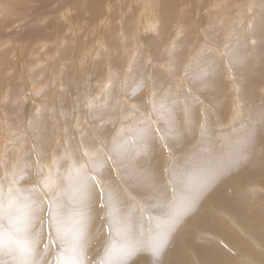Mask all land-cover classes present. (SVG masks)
Returning a JSON list of instances; mask_svg holds the SVG:
<instances>
[{
  "label": "rangeland",
  "instance_id": "obj_1",
  "mask_svg": "<svg viewBox=\"0 0 264 264\" xmlns=\"http://www.w3.org/2000/svg\"><path fill=\"white\" fill-rule=\"evenodd\" d=\"M16 1H19V0H16ZM71 1L72 0H70V2ZM122 1L125 4H122ZM133 1L134 0H129V1L119 0L118 5L121 8L124 5H128V3L132 4ZM208 1H214V0H208ZM235 1H233V4L235 3L234 6L238 5L239 2H241V4H242V5L239 4V6H236V9H235V14L238 13L239 15L238 14L235 15L234 12L231 10L229 12V14H228V12H226V14H221L224 16H221V18L218 19V18H215V16L217 17L216 14H218V12L224 7L223 5H222V7L220 6V8L217 9L216 7H214L215 2L209 3V4L208 3L206 4V2H205L204 5L205 6L207 5L206 6L207 8L205 7V10L207 11V13H203L204 1L195 0L193 3L195 5V7H197V8L195 11L190 13L189 18L191 20H193L194 22H197L198 24L197 23L191 24L190 22H188V20L185 19L186 14H187L185 11H183V13L180 12L179 15H177L178 13L174 14L173 16H175V19H177L176 17H179L186 22L187 25H186L185 34L183 33L184 35L182 34L181 35L182 37L180 36L179 39H177L175 41L176 43L174 42L175 44L170 43L169 34H168V36L162 35V33H164V29L161 30V33H157V34L152 35V36H155V39L157 38L160 40V43L158 41H156L157 42L156 46L159 45L158 48L156 47V50L158 51L157 53H159L161 51L160 49H162V51L160 53L162 54L164 52V54L166 55L164 58L160 59L161 61H159V64H161V65L156 66L155 70L152 67L153 65L156 64V62H154L155 60L153 58H151L149 60L150 63H152V64L151 65L149 64L148 67L140 64L143 62L149 63V62H147L148 61L147 59L149 57L146 59H143L141 62H138V60L136 58V60L133 63V69L129 72H128V70L126 71L124 68L125 62L129 56V54H131V52L133 51L132 45L134 43V40L136 39V37H138V32H134L135 28H137L135 26V24H136V18L135 17L138 18V16H139L137 10L134 11L133 21H131V23H130L131 26H129L127 30L124 29V27L121 28L119 25H118L119 28L117 27V33L119 34L120 31H122V33L124 32V35H121L119 37V39H116V41L118 40L119 46L118 47L116 46L117 49L114 51L115 55L113 56V58L115 60L113 59L114 61L112 60V62H111V58L108 56V54H107V57L109 59L105 58V57H104V59L102 58L103 57L102 55L104 52H103V50H101V48L103 47V45L106 46V43L104 41H105L107 36H109V37L111 36L110 37L111 42L113 41V39H114V36L112 35L113 33L108 34L106 31V32H104L105 35H103V30L106 29V27L102 26V29H103L102 30L101 27L98 26L99 25L98 19H97V21L96 20L90 21L88 15H87L88 18L84 17V18H82L83 20H79L80 19L79 18L78 21H79L80 25L83 27L82 29L85 30V33H86L85 37L87 38L86 39L87 43H85L86 41H84V43H83V45L85 47L82 48L83 52L81 51V53L83 55L80 53L79 61L77 60L78 59V57H77L78 52L77 51L80 48H77L76 53L74 54L76 56H74L73 57L74 59L71 61L72 65L70 66L69 64H67L68 66H70V67H67V70L59 69L60 66H57L56 63H54V65L52 64L51 68L53 67L55 69V67H57V76L56 77H52V78L49 76L40 77V76H42V73H40V72L39 73H36V72L33 73V76L30 73L28 75H26V78L28 80L27 82L30 83V88H31V91L33 92L32 93L33 99L36 102H42V103H45L44 105H46V108L42 110L43 113H41L39 117H37L35 115H32V117H31V114H33L32 109H35V106L33 107V105H35V104H33V102L27 103L25 101V98L23 99L21 97L23 94L22 92L27 87H26V80L20 79V78H22V75H20L18 86L21 88V90L16 91L15 94L11 95L12 100L10 99V101H9L8 97L7 98L5 97V100L7 99L6 102L0 101V107L2 106L5 109V111L3 110L5 113L0 114V123H1L0 129L2 128V124H4V120H3L4 117L2 115H4V116L6 115L8 121L14 122V118H13L14 116L11 114V116H13L11 118L10 113H8L11 110H14V112H17L18 117L21 114L19 119L21 118L20 120H22V122L19 120V121H15V123H14L15 127L12 130L15 131V133L12 135L13 139H12V141L10 140L11 143L8 144L9 147L7 146L5 148V150H6L4 152L5 156L0 153V238H1L0 242L6 243L9 241V245H10V243H14V240H15V242H16V240L18 241V243L11 246V249H10V246L7 244L9 247L8 248L5 247V248L8 249L9 252L11 253V255H14V257L11 256L10 257L11 261H9V259H7V257L10 256V255H8L9 253L5 252L4 253L5 256L0 254V264H33L34 262L31 261V260H33L32 254L35 255V251L37 250V248H40L42 245L44 246V248H42V252L45 254V257L50 264H60L61 260H64V262H67L68 264H82V259H84L83 256H84V253L86 252V250H87L88 255L92 254L91 256L94 259L92 257L91 258L94 261H96V260L98 261V259H96V258L100 255V253L102 256L103 255L105 256V254L107 255L104 258L108 257V254H107L108 250H106V248H108L111 245V242H112V244L113 243L117 244L118 239H120L121 236H124L128 233L127 230L119 231V230L114 229L112 227L113 225L111 224V220L109 218L110 215H109V211H108V205L106 204V201H105V190H104L103 181H102V183L99 184L96 180H95L96 181L95 182L90 177V179L93 181V184H94L93 185L94 189H95V191L93 190L94 193L92 191L91 192L85 191L86 186L84 184V181H82V184L84 186V188H82L83 191H82V193L80 191L79 194H77L81 198V200H80V202L82 204L81 205V204L77 203V200L75 199L77 197L72 195V190L75 189V188H73V186L74 187L77 186L78 185L77 182L71 183V182H68V178L66 176L62 177V168L64 167V162L66 160L58 155V154H60V151L58 149H56V147H57L56 142H62V144L65 142L67 149L72 148V152L77 150L75 144L77 141H81L79 139L80 134L78 132H75L78 123L81 124V126H79L78 131H83V134L85 133L84 136L91 133V131H90L91 127L90 126L92 124L97 127L96 129L99 132V135H101L100 136L101 138H99L97 135H96L97 136L96 138H95V136H93V141H94V144L96 145V150L92 156L96 162L97 161L99 162V164H100L99 167L102 166V164L104 166L101 167V170L100 169L97 170L96 173L97 174H98V172H101V174L106 173L104 175V177H101V178H106V179L108 178V180H110V179L114 180L118 184V186L121 188V191L122 192L124 191L123 193H126V194H127V192L129 193L128 187L130 185L127 184L128 182L126 181V178L122 172L123 169L120 172L118 171V170H120V167L118 166L120 164V162L115 161V160H117L116 159L117 157L111 149L112 145H114L115 143H117V144L121 143V142H123L124 139L127 140V142H126L127 147L132 149V150L131 149L130 150L125 149L126 153L129 155L128 159H127L129 162L128 164H129V166L134 165V164L136 166L139 165L138 171H140L139 169L144 170L147 167L149 169V166H150L149 163L151 164L153 161V167H156V169H157L156 172L159 175L160 180L161 179L164 180V182L162 181V183H163L165 189H168V190H166V192L168 194H171V196L168 198V200H169L168 203L166 202V204L160 206V205H158L160 203L155 205L156 204V203H154L156 201L155 199H151V200H154V201H152V203H149L145 199V201L149 205L148 206L144 203V201L141 199V197H140L141 200L139 198H135V197H134V199L131 200L133 202L132 203L133 207H135V209L140 210V212H142V215L145 216V218H144L145 225L143 226L144 227L143 231L147 233V235H148L147 237L150 240L154 239L155 236H159L160 231H162L163 233L164 232L168 233V237H169V234L172 233V230L176 231V227L174 225H176L179 222H181L182 220L186 219V218H182L183 217L182 212H180V210L176 209L177 201H174L176 204L172 203V201H173L172 198L174 197L173 196V190H175V193L178 192V194L181 196L186 194L185 195L186 197H184V198H187V196H188L187 193H185L183 191H178L177 189H173L175 186L174 184H175L176 175L178 174L180 176L181 175L185 176L186 178L184 177V179L186 182H188V183H189V181L192 182L190 180L191 179L190 174L192 171L188 170L190 168L185 165V163L183 161V155L181 156V154H183V153L178 148V146H183V145L187 144L188 147H192L195 149L202 148V149L206 150L207 154H210L212 152L211 149L216 150L219 148V146L217 144L220 142V140L216 139V137H219L220 133L225 137V135H226L225 133L228 132L227 135H228L229 139L233 136L240 137V136L246 135L244 140L235 141L234 142L235 144L230 143V142L227 143V144H229L228 146L231 147V149H230L231 154L228 155L227 158L229 157L228 158L230 160L229 162H231L230 163L231 164V172L233 171V173H235V179L238 181L237 182L238 185L235 187H231L230 183H232L233 181H230L229 183L225 184L223 187L224 188L227 187L228 190H234V189L240 190V192L242 190L243 194H247V195L250 194L249 196H251V197H253L252 195H257L258 193L264 195V186L262 185V181H261V179H259L261 177L257 174V172L254 173V171L253 172L251 171V173H250V171H249V174H248L249 176L246 175L245 178L242 177V180H240V177H238V175L244 176L247 168H249L250 170L256 169L257 166L264 168V143H262V142L261 143L251 142L254 140L253 137L256 134L255 132H257L259 134L261 133L260 135H262L264 137V129H262V128H264V112H263V110H264V69L257 70V68L262 63H264V44H263L264 43L263 42L264 41V31L262 32L263 35L261 34L262 37H260L259 35H256L257 33L255 34V32H253V35L254 36L256 35V43H257V41H258V43L257 44L254 43L253 46L254 45H257V46L254 47L253 49H250V50H245V48L241 47L239 44H235L237 46L234 45V47H232L231 46L232 42L229 41L230 39L227 40V42L222 39L224 45L227 44L225 46L224 45L219 46V45H222L221 44L222 42L220 43V41H217V43H216V41L214 42L213 40L209 39V37H210L209 33L214 34L215 30L221 31V30L217 29V24H216L217 21L221 20L222 22H224V24H223V26H224L228 22V20H226V18L231 17V18H233V24L236 25V23L239 22V19L242 20L243 17H246V16H244V15H247L246 14L247 13L246 12L247 11L246 6H248V4L245 6V3H244V2H246V0H240V1L235 0ZM248 1H249V4H252L253 6H255V9H256L255 12L257 13V19H259L261 17V15L259 13V7H260L261 3L264 2V0H248ZM51 2L56 4L59 2V0H51ZM195 2L197 4H195ZM78 3H79V0L72 2V4L75 6H77L76 4H78ZM29 4H31V6L34 7L35 9L39 8L40 10L44 6L41 4L42 5V7H41L40 3H37V2H30ZM55 4H52V6H56ZM68 6H70V5H68ZM240 6H242L244 9ZM81 7L85 8L84 4H82ZM211 7H214V9ZM148 9H149V12H154V11L158 10V9L156 10L155 7L151 6L150 1H149ZM201 10H203V11H201ZM5 12L7 13V10ZM69 12H72L75 15L77 13V12H75V10H72L71 7H70ZM114 12H116V10H114ZM135 12H137V13H135ZM118 13L123 14V10L119 9ZM252 13H254V11H252L249 14H252ZM74 14H72V16ZM191 14H192V16H191ZM202 14H204L205 23H200L198 21L199 17H201ZM5 16L6 15H4L3 17L5 18ZM15 16H17V15H15ZM193 16H194V18H193ZM249 17H251V16H249ZM2 18H1V21L4 20V18H3V20H2ZM196 18H197V20H196ZM67 22H68V24L70 23L69 20ZM263 22H264V20H263ZM46 23L42 22V20L36 21L33 23L32 26L27 28V31L25 30V32H27V33L31 32L32 33L34 31L38 30L39 28H44ZM77 24H78V22H77ZM91 25H93V26H91ZM206 25L207 26L209 25V27H207ZM0 26H1L0 27V29H1L0 35H2L4 32L2 29H4V28L6 29V26L3 24L2 25L0 24ZM214 26L216 27L215 30H214ZM31 27H32V29H31ZM86 27H88V29ZM198 28H199V30L201 29V31H199V30L197 31ZM204 28H207V31ZM240 28L241 27H238L236 25L235 29L229 28L227 30L228 32L232 33L231 38L235 37L238 34V31ZM82 29H81V31H82ZM130 29H132V30L130 31ZM208 31H209V33H207ZM54 32L55 31L52 30L51 34H54ZM75 32L77 33L76 30H75ZM88 33L90 34V36H88L89 35ZM130 33L131 34L133 33V34L130 35ZM19 34H16L17 37L14 36V38H12V39H6V38L2 39L0 36V50L9 48L10 45L13 46V48H12L13 51L16 50L18 48L19 41L21 39L19 37H22V33H19ZM67 34H69V32L65 33L64 36H66ZM78 34H80V32ZM118 34H117V37H118ZM158 34H160L161 37L158 36ZM56 35H57V32H56ZM202 35H205V38H207V40L204 39V40L199 41V39L201 38ZM246 35H248V33H244L241 36L244 37ZM72 36L74 37L73 34H72ZM77 36L79 38V35H77ZM77 36L74 37L75 41H79V39H76ZM131 36H132V38H131ZM152 36H151V38H152ZM238 37L239 36H237L236 38H238ZM57 38L58 37H54V38L50 37V40H49V43H51L50 47H55V45L52 43L57 41ZM123 38H125L124 39L125 41L122 44V42H120V41ZM186 38H188V40ZM257 38H260V39L258 40ZM101 40H102V42H101ZM132 40H133V43H131ZM181 40H182V42H181ZM183 41H185V42H183ZM250 41H251V39H250ZM259 41L261 42L260 46H263V47H261L262 49L259 47ZM7 42H8V45H7ZM65 42H67V40ZM129 42H130V45H128ZM91 43H92V45H91ZM101 43L102 44L104 43V44L102 45ZM88 44H89V46H88ZM176 44H177V48H176ZM187 44L189 47L187 46ZM83 45H81L80 47H82ZM96 45H98V46H96ZM121 45H124V47L122 46V48H124L125 50L120 48ZM160 45H162L164 47V49ZM185 45L187 47H185ZM241 45H245V44H241ZM130 46H132V48ZM167 46H169V47H167ZM249 46L252 47V44ZM76 47H78L77 43H76ZM93 48L95 50L92 51L91 49H93ZM106 48L108 49V52L111 51V48L110 49L108 47H106ZM26 49H27L28 55H30L31 53L37 54V55L40 54L39 50L34 51L35 48L30 49V48L26 47ZM28 49H30V50H28ZM241 49H242V51H241ZM100 50H101V52H100ZM141 50H142L141 47L137 48V51H141ZM170 50H171V52H170ZM123 52H124V54H123ZM217 52L219 53L218 55L215 54ZM23 53H25V52L23 51ZM94 53H97V54H94ZM178 54H181L183 57H181V55H178ZM226 56H228L227 57L228 59H226ZM244 56H245V58H244ZM231 57H234L236 59V61L239 62V65L242 66L239 69L240 71L238 70V68L236 69V67H235V66H237V64L232 63L231 60H229ZM248 57L253 58L255 60L254 61L255 63H261V64L260 65L252 64L251 62H249ZM103 60H105L104 68H103V74L100 76V73H99V75H98L99 77H98L94 73L96 71L95 63L96 62L100 63ZM80 61L82 62L81 64H80ZM240 61L243 62V65H241ZM2 63L3 62L0 61V64H2ZM62 65L63 66L66 65L64 63V61H62ZM85 65H86V67H85ZM107 65L111 66V67H108ZM112 65H114L115 67ZM3 66H4V64H3ZM39 66L43 67L45 69V71L49 69V67H47L46 64L39 65ZM14 67L15 66H13L11 68V71ZM150 67H152L153 70H150L151 69ZM17 68H19V66ZM228 68L230 70L233 68L230 72L232 75V78H228V75L226 74V71L228 72ZM104 69L105 70L107 69V70L105 71ZM138 69H139V71H138ZM5 70L8 71V68L7 69L5 68ZM123 70H125L126 72ZM157 70H159V72L155 73V71H157ZM55 71H56V69H55ZM14 72H12L11 74H6L5 78H8L7 75L11 76ZM82 72L87 73V75L90 77V81L87 82V83H89V85H87V86H85L87 83L84 85V82H81L83 80L81 75H80V74H82ZM143 72H146V73H143ZM142 74H145V75H142ZM1 75L3 76L2 73H1ZM104 75H107L109 77V81H110L109 82L110 84H108V85L106 84L107 86L104 85V89L106 91L104 90V92L102 94L108 101H106L105 105H102V104H100V106L94 105L93 107H91V109L89 108V112L86 115V113H85L86 109L84 107L87 108L88 100L93 99L96 95L98 96V94L100 93V88L104 84L103 83V81H104L103 76ZM17 76H19V74ZM233 76H234V78H233ZM2 79H4V78H2ZM2 79L0 80V97L2 95L1 92H3V90L6 91L7 85H8L7 80L5 79V82L2 83ZM78 79H80L79 82H76ZM93 81H95V83H93ZM55 82H56V84H55ZM96 86L98 87L99 90L96 89ZM232 86H234V88L237 89V94H238L237 98L239 99V101H235V103L233 101L234 100L233 99L234 93H232L233 92ZM239 88H240V90H239ZM64 89L66 92L67 91H69V92L64 94L65 93ZM246 89L248 90V92ZM41 90H43V91H41ZM9 93L11 94L12 92H9ZM145 95H146V97H145ZM73 97H74V99H73L74 102H75V100H77V102H78V100H80V102H78L80 106L79 105L76 106V102L74 104H70V101H72ZM104 97L100 96L99 100H101V101L104 100L103 99ZM21 101H23V102H21ZM113 101L115 104L112 103ZM13 102L15 104H13ZM84 102H86V103H84ZM3 103L5 104V106H3L4 105ZM10 103H12V104H10ZM130 103H135V104H133L131 106ZM28 105H30V107ZM134 105H135V107H134ZM239 106H240V108H239ZM75 107H78V108H75ZM82 107L84 108V110H82L83 109ZM237 108H239V109H237ZM228 109L229 110L233 109V110L231 112ZM29 110H31V111L29 112ZM226 110H228L229 112ZM25 111H27V112H25ZM82 111H83V113H81ZM211 111H212V113H210ZM239 111H240V113L238 114ZM46 112H47V114H46ZM90 112H91V114H90ZM82 114H83V118H84L83 120H81ZM235 115H236V117H238L236 120L234 119ZM239 115H240V117H239ZM28 116L31 117L30 120L33 119V120H31V123L29 122ZM87 117H88V121H87ZM224 117H226V118H224ZM199 118L201 119V121H203L204 127H203V125L199 124V121H200ZM254 119H255V121H253ZM205 120L208 123H206ZM243 120L245 121L246 125L242 124V123H244ZM27 122H29L30 127H28ZM218 122H219V124H217ZM120 124H126L127 125L125 128L126 132L124 131L125 134L122 133V134H119V136L114 135V134H116L115 130L119 127ZM209 124H211V125H209ZM223 124L224 125L227 124V126L229 124L228 128L226 125H225V127H223L224 126ZM247 124H248V126H247ZM251 125H253V126H251ZM254 125H255V129H257V130L254 132V134H252L251 132H252V130H254ZM258 125H259V127H258ZM260 127H262V128H260ZM99 128L109 130L110 132H112L110 138L113 137L112 139H110V138L108 139V138L104 137V139H103L104 146L101 148H99V146L97 145L98 139H102V136H103L100 133ZM200 128L202 131L200 130ZM208 128H209V130H208ZM221 128L222 129L225 128L224 131L221 130ZM235 128H236V131L234 130ZM240 129H242V130H240ZM203 130H205V131H203ZM230 130H232L231 133H229ZM250 130H251V132H250ZM84 131H86V132H84ZM183 131H186V134H184ZM218 132H219V135H218ZM223 132H225V133H223ZM233 132H234V134H232ZM240 132H241V135H240ZM198 133H200V134H198ZM70 134H73V136ZM201 134H204V136H206V140L203 139L204 136H201ZM148 135H149V137L146 138V136H148ZM62 137H63V139H62ZM66 137L68 138L67 141H66ZM73 137L74 138L76 137V140ZM177 138L179 140H177ZM71 140H72V142H71ZM106 140H109V141L106 142ZM116 140H117V142H116ZM184 141H186V142H184ZM244 141L248 145L245 146ZM12 144H18L19 146L20 145L23 146V147L20 146L21 149H19L21 152V157H19L17 155H13V153L11 152V149H10V147H11L10 145H12ZM70 144H71V146H70ZM193 144H194V146H193ZM196 144H197V146H195ZM239 144L241 146L248 147L249 149L256 150L257 151V153H255L256 155L253 154L251 156H245L243 153L240 152L241 157H239V151L238 150H237V152L235 151V148H238ZM51 149H54L53 153H51ZM109 149H110V152H109ZM131 151H133L132 154H131ZM152 151L154 154L152 153ZM155 151H156V153H158V156L155 154ZM35 153L37 154V156L35 155ZM54 153L57 156V163L59 164V166L61 168V170L53 172V174H56V186L57 187L54 185L53 190H51L52 192L50 193L48 188L43 184V186L45 187V189L43 191L46 193L48 191L49 195H45L44 192L41 194V192H39V190H37V187H34L35 186V184H34L35 179L37 178V176H39V179H40V177H42V175H40L41 170H39V168L37 170V167H38V165H41V166L47 165L48 162L53 161V154ZM75 156L78 157L77 151H75ZM178 156H180V158ZM36 157H39L40 160L38 161ZM149 157H151V159H150L151 161L148 160ZM109 158H111V162H110ZM170 159H173V160H170ZM218 159L220 162V160H222V157H220ZM239 159L242 160L243 164L245 165L244 171H239V168H238V166L240 165L239 162H242V161H239ZM201 162L203 163L204 161H201ZM113 164L117 166L116 167V169H118L117 172H115V166ZM183 164H184V167H186L187 169H185L183 167ZM167 165H173L174 167L171 166V169H170V166H167ZM97 166H98V164H97ZM173 168H175L177 170H173ZM90 171L92 174V171H94V170L88 169L87 172L85 171L86 175H89L88 173H90ZM260 173L264 174V171L260 172ZM126 174H128V173H126ZM168 174H171L172 176H170ZM188 175H189V177H188ZM219 176H221V178L223 177V175H218L215 177L209 176L208 180L210 183H213L214 181H216V178H218ZM250 177L251 178L253 177V178L251 179ZM211 178H214V179L211 180ZM248 178L251 179V181ZM226 179H227V177H226ZM200 181H201L200 178H196L192 182L191 191L195 192L198 190L199 185H200ZM255 181H257V182H255ZM124 182H125V184H124ZM38 183L39 182L37 181L36 184H38ZM240 184H242V185H240ZM259 186L263 187V188L260 189V188H258ZM257 191H259V192L257 193ZM261 191H263V192H261ZM2 193L4 194V196H2ZM97 193H100L102 195L103 203L101 202L100 199H97V196H96ZM147 193H149V195L152 194L150 191H148ZM129 195H130V193H129ZM262 199L260 200V204L264 207V197ZM138 200L140 202H138ZM170 202H171V204L169 205ZM139 203H141V204L143 203L142 207L139 206V205H141ZM151 204H154V205H151ZM167 205H168V208H167ZM187 205H185L186 207L184 206V208H190V207L192 208V206H193L192 201H190V203ZM219 207H221V206H219ZM141 208L143 209V211ZM193 208H194V206H193ZM157 209L166 211L167 213L165 215L168 218H158V214L160 212ZM167 209H169V210H167ZM209 209H213V208L210 207ZM56 211H59V213H60L59 216H62V220L65 221V223H66V221L68 223L69 222L71 223V220H72V224L65 226V231L73 232L72 235L74 236V237H70V239H68L70 242V243L68 242V245L71 244V246L73 245V247H75V248L79 247V250L77 249L76 251H74V253H68L67 252L68 258L66 255L62 256V254H61V251L65 252L64 251L65 246L63 244V239H62L63 236H61V235H63V233L68 234L69 232H64L62 229H60L61 230L60 231L59 229L55 228V226L52 224L55 222V221H53V219L57 218V216L55 215ZM219 212H217V213L222 214V215L220 214L222 219L227 221L233 229L237 230V234H239L242 238L243 237L246 238L248 240V242L250 243L251 247L253 249H255V252L258 253V254L255 253L256 257H257L255 260L258 261V262L256 261V263L257 264H262V263L264 264V249H260L261 250L260 251L259 248H256L257 245L254 243V240H252L250 237H248L246 235L247 233L244 232L243 228L236 223L237 222L236 221V219H237L236 215H234L231 212H228V213L223 212V211H221L220 213ZM66 215H67V217H66ZM89 215H92V217L89 218ZM98 215H99V217H98ZM227 217L229 218V220L227 219ZM180 219H182V220H180ZM195 219H199V218L194 216V218H191V221H188L185 223L183 221L184 227H185L184 231H188L190 235L192 233L193 238L196 237L195 239L200 240V238L203 236H202V234L200 235L199 227H195L193 225L197 221ZM91 223L92 224L94 223V224L92 225ZM36 224H38V225H36ZM140 224H141V222H140ZM160 224H163L162 227H159ZM34 226H36V227H34ZM63 226H64V224H62V228H63ZM237 226L239 227V229L237 228ZM81 227H82V229H81ZM94 227H96V228H94ZM174 227H175V229H174ZM77 228L78 229L80 228V230L82 232L81 236H79ZM101 229L104 230L103 233H102ZM32 232H35L37 237L39 238L35 242H33V240H32ZM240 232L245 233L244 235H246V237L244 235H242ZM46 236H47V238H46ZM60 236H61V238H60ZM84 236L86 237V239L89 240L88 244H86V245L83 243L81 244V238L83 239ZM41 237H44V238L42 239ZM96 238L98 239V241L97 240L95 241ZM99 238H100V240H99ZM6 239H7V241H6ZM90 239H91V241H90ZM92 239L94 240L93 245H92ZM122 239L125 240L124 237ZM127 239L129 240L128 234H127ZM19 241H21L22 243L23 242H27V243L22 244L21 242L19 243ZM129 242L130 243H126L128 246V248H127L128 249L127 253L129 256L128 258L137 259V263H135V264H163V261L161 259L154 260L155 259L154 253L156 251H158V250H156L157 248L154 249L155 247L144 245V246H140L142 248L141 249V248H139V246H135V242L131 237H130ZM20 245H24V247H23L24 252L25 253L28 252L29 256L24 255L23 253L15 250ZM82 245H84L85 246L84 248H86L83 252H82V249L80 250ZM260 245L262 246V244H260ZM14 246H17V247H14ZM90 246L91 247L94 246V250H93V248H90ZM34 247H36V248H34ZM97 248H98V250H97ZM150 249H151V252H149ZM227 249L231 253L233 259H235L234 261L237 260L235 262V264L236 263L238 264V262H240L241 264H246L244 261H241L242 258L239 259L240 256H239V253H236L237 251L234 253V251L232 252V250L229 249L228 247H227ZM96 250L97 251L100 250V253H98ZM96 252L98 254H96ZM186 252H188V254L192 255V256L189 255V257H187L189 260V263L191 262L190 264H202V262H199L201 260L198 258V256L195 253L192 254L191 249L188 248L186 250ZM12 253H14V254H12ZM139 253H140V255H139ZM259 253L261 256L259 255ZM87 254H85V255H87ZM142 254L143 255L145 254V255L142 256ZM185 255L186 254H184V256H182L181 259L184 258ZM5 257H6V259H5ZM168 257L172 259L171 256L168 255ZM37 258H38V256H37ZM187 258L185 260H187ZM71 260H73V262ZM176 263L186 264L183 261H176Z\"/></svg>",
  "mask_w": 264,
  "mask_h": 264
},
{
  "label": "bare ground",
  "instance_id": "obj_2",
  "mask_svg": "<svg viewBox=\"0 0 264 264\" xmlns=\"http://www.w3.org/2000/svg\"><path fill=\"white\" fill-rule=\"evenodd\" d=\"M75 1L76 0H72L71 2H70V0H59V2L55 4V3H52L51 0H19V1H16V0H0V16H1L0 17V24L1 25L3 24V25L6 26V29L5 28L2 29L4 32H3L2 35H0L1 38L2 39L3 38L12 39V38H14V36H16V34L22 33V37H19L21 39L19 41V45H18V48L16 50L13 51L12 50L13 46H11V45H10L9 48L0 50V61L3 62L2 64H0V80L2 78H4V79H2V83L5 82V79L8 82L6 91L3 90V92H1L2 95L0 97V101L6 102L7 99L5 100V97L6 98L8 97V100L9 101H10V99L12 100L11 95L12 94H15L16 91H20L21 90V88L18 86V82H19L20 75H22V78H20V79L26 80V87L27 88L22 92L23 94H22L21 97L23 99L25 98V101L27 103H29V102L32 103L33 102V104H35V105H33V107L35 106V109H32L33 110V114H31V117H32V115H35V116L39 117L40 114L43 113L42 110L46 108V105H44L45 103H42V102H36L33 99V97H32L33 96L32 95L33 92L31 91L30 83L27 82L28 80L26 78V75H28L30 73L33 76V73H35V72L36 73H39L40 72V73H42V76H40V77H45V76H49L51 78L52 77H56L57 76V67H55V69H56V71H55V69L53 67L51 68L52 64L54 65V63H56L57 66H60L59 69L67 70V67H70L72 65L71 61L74 59L73 57L76 56L74 54L76 53L77 48H80L77 51L78 52V56H77L78 59L77 60L79 61L80 53H81V51L83 52V49L82 48L85 47L83 45V43L87 39L85 37V35H86L85 30L82 29L83 27L80 25V23L78 21L79 18H80L79 20H83L82 18H84V17L85 18H88L89 17V20L90 21H93V20H96L97 21V19H98L99 20V25L98 26H100L101 29H102V26L103 27L104 26L106 27V29H104V30L102 29L103 30V35H105L104 32H106V31H107L108 34L109 33H113L112 34L114 36L113 41L111 42V39H110L111 36L110 37L107 36L106 39H105V41H104L106 43V46L103 45L104 43L103 44L101 43L103 45V47L102 48L100 47L101 50H103V52H104L103 55H102L103 56L102 58L103 59H104V57L105 58H108L107 57V54H108V56L111 58V62H112V60L114 59L113 56L115 55L114 51L117 49L116 46L117 47L119 46L118 45V40L116 41V39H119V37L121 35H124V32L122 33V31H120L119 34L117 33V27H118V25L121 28L124 27V29L127 30L128 27L131 26L130 25L131 21H133V13H134V11H136V10L138 11V15L139 16H138V18L135 17L136 18V24H135V26L137 28H135V30H134V32H138V37H136V39L134 40V43H133V40L131 42V43H133V45H132L133 46V51L131 52V54L128 53L129 56H128L126 62H125V67H124L126 71L128 70V72L133 69V63L136 60V58H137L138 62H141L143 59H146V58L149 57L147 59L148 60L147 62H149V63H145V62L140 63L142 65H145L146 67H148L149 64L150 65L152 64V63H150L149 60L151 58H153L155 60L154 62H156V64L152 66L154 70L156 69V66L161 65V64H159V61H161L160 59L164 58L166 55L164 54V52L162 54L160 53L162 51V49H160L161 51L159 50L160 51L159 52L160 54L157 53L158 51L156 50V47L158 48L159 45L156 46V44H157L156 41H158L160 43V40L157 39V38L155 39V36H152V35L153 34H157V33H161V30L164 29V33L165 34L162 33V35L163 36H165V35L168 36V34H169V37H170L169 38L170 39L169 41H170V43L175 44L176 43L175 41L177 39H179V37L183 33L185 34V30H186V25L187 24H186V22L184 20H182L179 17H176L177 19H175V16H173L174 14H177L178 13L177 15H179L180 12L183 13V11H185L187 13L185 19H187L188 22H190L191 24L192 23H197V22H194L193 20H191L189 18L190 17V13L193 12V11H195L196 8H197V7H195V5L193 3L195 0H134L132 4H129L128 3L129 6L128 5H124L121 8L118 5V1L119 0H79V3L76 4L77 6H75V5L72 4V2H75ZM127 1H129V0H127ZM149 1H150L151 6L155 7L156 10L158 9L157 11L149 12V9H148V7H149ZM200 1H204V3H203V9H204V11L203 10H201V11H203V13H207V11L205 10V7L207 5L206 6L204 5L205 2H206V4L207 3L209 4V3H214L216 0H214V1L200 0ZM233 1H235V0H217L214 3L215 4L214 7H216L217 9H219L220 6L222 7V5L224 7L218 12V14H216L217 17L215 16V18L220 19L221 16H224V15H221V14H226V12H228V14H229V12L231 10L235 14L236 6H239V4L240 5H242V4H241V2H239L238 5H235L234 6L235 3L233 4ZM30 2H37V3H40V5L42 4L44 6H43V8H41V10L39 8L35 9L34 7L31 6V4H29ZM244 3H245V6L248 4V6H246V8H247V11H246L247 13L246 14L247 15H244L246 17H243L242 20L239 19V22L236 23V25L238 27H241L239 29V31H238V34L235 37L231 38V34L232 33L228 32L227 30L229 28L235 29L236 25L233 24V18L227 17L226 20H228V22L224 26H223L224 22H222L221 20H219V21L216 22L217 29H219L221 31H216L215 30L216 27L214 26V30H215L214 34L209 33L210 30L207 32V33L210 34L209 39L213 40L214 42L216 41V43H217V41H220V43L222 42L221 43L222 45H219V46H223L224 45L222 39L225 40L226 42H227V40L230 39L229 41L232 42L231 43L232 44L231 45L232 47H234L235 44H239L241 47H244L245 50H250V49H253L254 47L257 46V45H254L253 46V44L256 43V35H259L260 37H262L261 34L264 31V22H263V20H264V2H262L261 5H260V7H259V13L261 15V17L259 19H257V13L255 12V10H256L255 9V6H253L252 4H249V1L248 0H246V2H244ZM52 4H55L56 6H52ZM82 4H84L85 8H82L81 7ZM122 4H125V3H123V1H122ZM195 4H197V3L195 2ZM42 5H41V7H42ZM68 5H70V6H68ZM70 7L72 8V10H75V12H77L76 15L74 13H72V12H69L70 11ZM214 7H211V8L214 9ZM240 7H242V6H240ZM119 9H122L123 10V14L122 13L121 14L118 13V10ZM6 10H7V13L5 12ZM114 10H116V12H114ZM252 11H254V13L249 14ZM135 13H137V12H135ZM72 14H74V15L72 16ZM236 14H238V13H236ZM4 15H6L5 18L3 17ZM15 15H17V16H15ZM87 15H88V17H87ZM191 16H192V14H191ZM249 16H251V17H249ZM2 17L4 18V20H3ZM1 18H2L3 21H1ZM193 18H194V16H193ZM41 20L44 23L47 22L44 28H39L36 31L33 30L34 32H32V33L31 32H29V33L25 32V30L27 31V28H29L30 26H32L34 22L41 21ZM68 20L70 21L69 24L67 22ZM196 20H197V18H196ZM198 21L200 23H205L204 14H202V16L199 17ZM77 22H78V24H77ZM93 25H91V26H93ZM207 27H209V25ZM86 28L88 29V27H86ZM31 29H32V27H31ZM81 29H82V31H81ZM204 29H206V31H207V28H204ZM52 30L55 31L54 34H51V31ZM75 30L77 31V33L75 32ZM131 30L132 29H130V31ZM198 30H199V28L197 29V31ZM199 31H201V29ZM56 32H57V35H56ZM67 32H69V34H67L66 36H64V34L67 33ZM79 32H80V34H78ZM253 32H255V34L256 33L257 34L254 36L253 35ZM244 33H248V35L242 37L241 35H243ZM72 34L74 35V37L77 36V35H79V38H78V36L76 38V39H79V41H75V39L72 36ZM90 34L88 36H90ZM117 34H118V37H117ZM132 34L130 33V35H132ZM151 36H152V38H151ZM158 36H160V34H158ZM237 36H239V37L236 38ZM50 37H52V38L58 37L57 38V41H55L54 43H52V44L55 45V47H50V44H51V43H49ZM131 38H132V36H131ZM124 39L125 38H123L120 41V42H122V44L125 41ZM186 39L188 40V38H186ZM204 39L207 40V38H205V35H202L201 38L199 39V41L204 40ZM250 39H251V41H250ZM257 39L259 40L260 38H257ZM66 40H67V42H65ZM260 41H259V47L261 48L263 46H260V43L262 42V41L261 42ZM101 42H102V40H101ZM181 42H182V40H181ZM183 42H185V41H183ZM76 43L78 44V47H76ZM85 43H87V41ZM257 43H258V41H257ZM241 44H245V45H241ZM251 44H252V47L249 46ZM7 45H8V42H7ZM81 45H83V46L80 47ZM91 45H92V43H91ZM124 45H121L120 48H122V46L124 47ZM128 45H130V42H129ZM162 45H160V46H162ZM225 45H227V44H225ZM88 46H89V44H88ZM96 46H98V45H96ZM132 46H130V47L132 48ZM163 46H162V48L164 49ZM187 46H188V44H187ZM187 46L185 45V47H187ZM235 46H237V45H235ZM26 47L27 48H30V49L31 48L32 49L35 48L34 51L39 50L40 51V54L37 55V54L31 53L30 55H28L27 54ZM106 47H108L109 49L111 48V51L108 52V49ZM138 47H141L142 50L141 51H137V48ZM167 47H169V46H167ZM176 48H177V44H176ZM30 49H28V50H30ZM122 49H124V48H122ZM91 50L93 51L95 49L93 48ZM101 50H100V52H101ZM23 51L25 53H23ZM241 51H242V49H241ZM170 52H171V50H170ZM94 54H97V53H94ZM123 54H124V52H123ZM215 54L218 55L219 53L217 52ZM178 55H181V54H178ZM181 57H183V56L181 55ZM227 57L228 56H226V59H228ZM244 58H245V56H244ZM61 60L64 61V63L66 65L63 66ZM229 60H231L232 63H236L237 64V66L234 65L236 67V69L238 68V70H239L242 67V66L239 65V62H237L234 57H231ZM248 60H249V62H251L254 65H260L261 64V63H255L254 62L255 60L253 58H249L248 57ZM104 62H105V60L101 61L100 63H98V62L95 63L96 71L94 73H95L96 76H98L99 73H100V76L103 74ZM81 63L82 62L80 61V64ZM240 63H241V65H243V62L240 61ZM3 64H4V66H3ZM44 64H46L47 67H49V69L46 70V71H45V69L43 67H40L39 66V65H44ZM67 64H69L70 66H68ZM13 66H15V67L11 71V68ZM18 66H19V68H17ZM112 66H114V65H112ZM85 67H86V65H85ZM108 67H111V66H108ZM152 67H150L151 68L150 70H153ZM5 68L6 69L8 68V71H6ZM262 69H264V63H262L257 68V70H262ZM125 70H123V71H125ZM231 70L228 68V72L226 71V74L228 75V78H232V75L230 73ZM138 71H139V69H138ZM12 72H14V73L11 76H8L7 75L8 78H5L6 77V74H11ZM157 72H159V70L155 71V73H157ZM1 73L3 74V76L1 75ZM143 73H146V72H143ZM18 74H19V76H17ZM80 75H81V77L83 79L81 82H84V85L87 82L90 81V77L87 75V73L82 72V74H80ZM142 75H145V74H142ZM233 78H234V76H233ZM80 79H78L76 82H79ZM103 79H104V81H103L104 84L101 86V88L99 87L100 88V93L98 94V96L96 95L91 100H88L87 99L88 100V102H87V108L88 109L83 106L86 109V111H85L86 115L89 112V108L91 109V107H93L94 105H99V106H100V104L105 105L106 104V101H108L102 94H103V92L105 90L104 89V85L107 86L108 84H110L109 83L110 81H109V77L107 75H104L103 76ZM93 83H95V81H93ZM55 84H56V82H55ZM87 85H89V83H87L85 86H87ZM232 87H233L232 88V91L233 92L231 90L230 91L232 93H234L233 94V97H234L233 98L234 99L233 101L235 103V101H239V99L237 98V96H238L237 89L234 88V86H232ZM96 89H98L97 86H96ZM239 90H240V88H239ZM41 91H43V90H41ZM64 91H65V89H64ZM9 92H12V93L10 94ZM68 92L69 91H67V92L65 91L64 94H66ZM247 92H248V90H247ZM100 96L104 97L103 98L104 100H102V101L99 100ZM74 97L72 98V101H70V104H74L76 102V106H77V105H79L78 102H80V100H78V102H77V100H75V102H74L73 101ZM145 97H146V95H145ZM21 102H23V101H21ZM84 103H86V102H84ZM112 103H114V101ZM10 104H12V103H10ZM13 104H15V103L13 102ZM133 104H135V103H130L131 106ZM3 106H5V104ZM28 106L30 107V105H28ZM134 107H135V105H134ZM75 108H78V107H75ZM84 108L82 110H84ZM239 108H240V106H239ZM239 108H237V109H239ZM3 110L5 111V109L1 106L0 107V114L5 113ZM228 110H226V111H228ZM232 110H229V111L232 112ZM30 111L31 110H29V112ZM25 112H27V111H25ZM263 112H264V110H263ZM8 113H10V116H11V114L14 116V117L11 116V118L12 117L14 118V122L8 121L7 116L6 115L5 116L2 115L4 117L3 118L4 124H2V128L0 129V153L2 155H4V156H5L4 152L6 151L5 148L8 146V144L11 143L10 140L12 141V139H13V136L12 135L15 133V131L12 130L15 127V124L14 123H15V121H19L21 119V118L19 119V117L21 116V114L18 117V113L17 112H14V110L9 111ZM81 113H83V111ZM210 113H212V111ZM239 113H240V111L238 112V114ZM46 114H47V112H46ZM90 114H91V112H90ZM81 116H82V119L81 120H83L84 119L83 118V114ZM31 117H29V122L30 123H31V120H33V119L30 120ZM239 117H240V115H239ZM224 118H226V117H224ZM237 118L238 117H236V115H235L234 116V119L236 120ZM20 121L22 122V120H20ZM87 121H88V117H87ZM253 121H255V119ZM29 122H27L28 127H30L29 126ZM206 123H208V122L206 121ZM199 124L200 125H203V127H204V123H203V121H201V119L199 121ZM217 124H219V122ZM229 124H228V126H229ZM242 124H245V121ZM0 125H1V123H0ZM209 125H211V124H209ZM225 125L227 126V124H225ZM225 125L223 127H225ZM79 126H81V124L78 123V125L76 127V131H75V132H78L80 134L79 139L81 140V141H77L76 144H75L76 149H77L75 151L78 152V157L75 156V151L72 152V148H68L67 149V147L65 145V142L63 144H62V142H56V144H57L56 149H58L60 151V154H58V155L60 157H62L63 159L66 160L64 162V167L62 168V177H65L66 176L68 178V182H71V183L77 182L78 185L75 186V187L73 186V188H75V189L72 190V195L77 197L75 199L77 200V203H79V204H81V202H80L81 198L77 194H79L80 191H81V193L83 191L82 188H84V186L82 184V181H84V184L86 186V190L85 191H90V192L91 191L93 192V190L95 191L94 186H93L94 185L93 184V181L90 179V177L94 181L96 180L99 184L102 183V181H103V183H104V190H105V201H106V204L108 205V211H109V215H110L109 218L111 220V224L113 225L112 227L114 229L119 230V231L127 230L128 231L127 234H128V238H129V240H128L127 239V234L126 235L123 234L124 236H121V238L118 239V243L117 244H115V243L112 244V242H111V245L108 248H106V250H108V253H107L108 254V257L107 258H104L107 255L105 254V256L104 255L102 256L101 253H100V250L101 249L99 251H97L98 250V248H97L96 251L98 253H100V255L96 258V259H98V261L97 260L94 261L93 260L94 258L91 256L92 254L90 253L91 255H88L87 254V250H86V252L84 253V256H83L84 259H82V264H117V263L118 264H120V263L121 264H135V263H137V259H130V258H128L129 257L128 256V253H127L128 246H127L126 243H130L129 242L130 241V237L134 240L135 246H139V248H141L140 246H144V245L151 246V247H155L154 249L157 248L156 250H158V251H156L154 253V258L155 259L154 258L153 259L154 260L161 259L163 261V264H178V263H176V261H183L186 264H190L191 262L189 263V260L187 258V257H189L190 254H188V252H186V250L188 248L191 249L192 254L195 253L198 256V258L201 260L199 262H202V264H235V262L237 260L234 261L235 259H233L232 255L229 252V250L227 249V247L229 249H231L232 252L234 251V253L237 251L236 253H239V256H240L239 259L242 258L241 261H244L246 264H257L256 263L257 260H255V259L257 258L256 257V254H258V253L255 252V249H253L251 247L250 243L248 242V240L246 238H244V237L242 238L239 234H237V230L233 229L229 225V223L227 221H225L224 219H222V217L220 216V214H221L220 212L221 211L227 212V213L228 212H231L234 215H236V217H237V219H236L237 222L236 223L243 228L244 232L247 233L246 235L248 237H250L252 240H254V243L257 245L256 248H259V250L260 249H264V245H263L264 244V207L260 204V200L264 197V195L259 194L258 193L259 191H257L258 194L257 195H252L253 197H251V196H249L250 194L249 195L243 194L242 193V190L240 192V190H235V189L234 190H228L227 187H225V188L223 187L225 184L229 183L230 181H233L232 183H230L231 187H235V186L238 185L237 184L238 181L235 179V173H233V171L231 172V164H230L231 162H229L230 161L228 159L229 157L227 158V156L231 154L230 153L231 147L228 146L229 144H227V143L228 142L234 143L235 141H240V140L242 141V140L245 139V136L246 135L245 136H240V137L233 136V137H231L229 139V137L227 135L228 132L227 133L223 132V133L226 134L225 137L221 133L219 135V132H218V135H219L220 138L219 137H216V139H219L220 140V142L217 144L219 146V148L216 149V150L211 149L212 152L210 154H207L206 153V150H204L202 148L195 149V148H192V147H188L187 144L186 145H183V146H178V148L183 153V154H181V156L183 155V161H184L185 165L190 168L188 170H191L192 171L191 174H190V178H191L190 180L193 182L196 178H200L201 179L200 185H199V188H198L197 191H195V192L194 191H191L192 182H190V181H189V183L186 182L185 179H184L185 176H182V175L180 176L178 174L176 175V179L174 178L175 179V184H174L175 186H174V188L173 187L172 188L173 189H177L178 191H183V192L187 193L188 196H187V198H184V197H186L185 196L186 194L181 196V195L178 194V192L175 193V190H173V196L177 200L173 197L172 198L173 199L172 203L173 204H176L174 201H177L176 209L180 210V212H182V216H183L182 218H186V219L185 220L180 219L182 221L179 222L178 224H176L177 226L174 225L176 227V231H173L172 230V233L169 234V237H168V233H165V232L163 233L162 231H160L159 236H155L154 239H151L150 240L147 237L148 236L147 233L143 231L144 230V227L143 226L145 225V222H144L145 216L142 215V212H140V210L135 209V207H133V204H132L133 202L131 200L134 199V197L135 198H139V199L141 197V199L144 201V203L146 205H148V203L145 201V199L149 203H152V201H154V200H151V199H155L156 200L154 202V203H156L155 205H157L158 203H160V204H158L160 206L166 204V202L168 203V201H169L168 198L171 196V194H168L166 192V190H168V189H165V187H164V185L162 183V181L164 182V180H162V179L160 180L159 175L156 172V170H157L156 167H153V161H152L151 164L149 163V165H150L149 166V169L147 167L144 170L143 169H139L140 171H138V168H139V165L138 164H137L138 166H136L135 164L129 166V164H128L129 162H128L127 159H128V156L129 155L126 153L125 149H129L130 150L131 148L127 147V145H126L127 140L124 139L123 142L118 143V144L115 143L114 145H112L111 149H112V151L114 152V154L117 157V158L115 157L117 159L115 161L120 162V164L118 165L120 167V170L116 169L117 166L113 164L115 166V172H117V170L120 172L123 169L122 172H123V174H124V176L126 178V181L128 182L127 184L130 185L128 187V189H129V193H130L131 196L129 195L128 192H127V194H128L127 195L126 193H123L124 191L123 192L121 191V188L118 186V184L114 180H112V179L108 180V178L107 179L106 178H101V177H104V175L106 173L105 174L104 173L101 174V172H98L99 175L96 173L97 170H99V169L101 170V167L104 166L102 164V166L99 167V165H100L99 162L98 161L96 162L93 159V156H92L95 153V150H96V145L94 144L93 136H95V138L97 136L99 138H101L100 137L101 135H99V132L96 129L97 127L92 124L90 126L91 127L90 128L91 133H89L88 135L84 136L85 133L83 134V131H78ZM126 126H127L126 124H120L119 127L115 130L116 134H114V135H118L119 136V134L124 133ZM228 126H227V128H228ZM247 126H248V124H247ZM251 126H253V125H251ZM258 127H259V125H258ZM260 128H262V127H260ZM224 129L225 128H223V129L221 128V130H223V131H224ZM262 129H264V128H262ZM200 130H201V128H200ZM208 130H209V128H208ZM232 130H230L229 133H231ZM234 130L236 131V128ZM240 130H242V129H240ZM256 130L257 129H255V125H254V130H252V132L250 130V132L252 134H254V132ZM99 131H100V133L103 136H102V139H98L97 138L98 139V144L97 145L99 146V148H101V147L104 146V142H103L104 137L109 139L112 132H110L107 129H103V128H99ZM203 131H205V130H203ZM84 132H86V131H84ZM234 132L232 134H234ZM183 133L186 134V131H183ZM255 133L256 134L253 137L254 140L251 141V142H254V143H257V142L261 143L262 142V143H264V137L262 135H260L261 133L260 134L257 133V132H255ZM198 134H200V133H198ZM70 135L73 136V134H70ZM240 135H241V132H240ZM201 136H204V134H201ZM147 137H149V135L146 136V138ZM112 138H110V139H112ZM62 139H63V137H62ZM67 139L68 138L66 137V141H67ZM74 139L76 140V137ZM203 139L206 140V136H204ZM177 140H179V139L177 138ZM107 141H109V140H106V142ZM71 142H72V140H71ZM116 142H117V140H116ZM184 142H186V141H184ZM194 144H193V146H194ZM246 145H248V144H246V142H245V146ZM10 146H11L10 149H11V152L13 153V155H17V156L21 157V152H20L19 149H21V147H23V146L20 145L21 146L20 147L18 144H12ZM70 146H71V144H70ZM195 146H197V144ZM245 146H241L239 144L238 148H235L234 147L236 152H237V150L239 151V157H241V153H243L245 156H251V155L257 153L256 150L249 149L248 147H245ZM53 152H54V149H51V153H53ZM109 152H110V149H109ZM132 152L133 151H131V154H132ZM152 153H153V151H152ZM155 154L158 156V153H156V151H155ZM35 155L37 156L36 153H35ZM178 157L180 158V156H178ZM220 157H222V160H220V162H219V159L218 158H220ZM36 158H37L38 161L40 160L39 157H36ZM109 159H110V162H111V158H109ZM150 159H151V157L148 158V160H150ZM170 160H173V159H170ZM201 161H204V162L202 163ZM239 161H242V160L239 159ZM239 163H240V165L238 166L239 171H244V168H245L244 166L245 165L243 164V161L242 162H239ZM97 164H98V166H97ZM167 166H170V169H171V166L174 167L173 165H167ZM183 167H184V164H183ZM38 168H39V170H41V174L40 175H42V177H40V179H39V176H37V178L35 179V183H34L35 186L34 187H37V190H39V192H41V194H42L44 192L43 190L45 189V187L43 186V184H44L48 188L49 192L51 193L52 192L51 190H53V186L54 185L56 186V174H53V172L54 171L61 170L59 164L57 163V156L55 155V153L53 154V161L48 162L47 165H43V166L38 165L37 170H38ZM184 168L187 169L186 167H184ZM88 169L89 170H94V171H92V174H91V171H90V173H88L89 175L91 174L90 176L89 175H86V173H85V171L87 172ZM173 170H177V169L173 168ZM249 171H250V173H251V171L252 172L254 171V173L257 172V174L261 177L259 179H261L262 185L264 186V174H261L260 173V172H263L264 171V168H262L260 166H257V168L256 169H253V170H250L249 168H247V170L245 172V175L243 174L244 176H241V175L239 176L238 175V177H240V180H242V177L245 178V176L249 174ZM126 173H128V174H126ZM171 174H168V175L172 176ZM218 175H223V177L221 178V176H219L218 178H216V181H214L213 183H210L209 182V180H208V177L209 176L210 177H215V176H218ZM188 177H189V175H188ZM226 177H227V179H226ZM213 179L214 178H211V180H213ZM251 179H249V180L251 181ZM37 181L39 182L38 184H36ZM255 182H257V181H255ZM124 184H125V182H124ZM240 185H242V184H240ZM258 188L261 189L263 187H260L259 186ZM148 191H150L152 194L149 195V193H147ZM49 192L48 191H47V193L44 192V194L45 195H49ZM261 192H263V191H261ZM2 196H4L3 193H2ZM96 196H97V199H100L101 202L103 203V201H102V195L100 193H97ZM190 201H192V205L194 206V208H193L192 205L191 206H192L193 209L191 207L190 208H184V206L187 205V204H189ZM138 202H140V201L138 200ZM139 204H141V203H139ZM142 204L139 205V206L142 207ZM170 204H171V202L169 203V205ZM151 205H154V204H151ZM218 205L221 206V207H219ZM210 207L213 208V209H209ZM167 208H168V205H167ZM169 209H167V210H169ZM157 210L160 212L158 214V218H168L165 215L167 213L166 211L159 210V209H157ZM142 211H143V209H142ZM217 212H219L220 214H218ZM55 215L57 216V218L56 219L54 218L53 221H55V222L52 223L55 226V228H57L59 230L62 229L64 232H69L68 234H65V233H63V235L60 234L61 236H63L62 239H63V244L65 246L64 247V251L66 252L65 253V252H62L61 251V254H62V256H65V255L67 256L68 253H74V251H76L77 249L79 250V247H76L75 248V247H73V245L71 246V244L68 245V242H69L68 239H70V237H74V236L72 235L73 232L65 231V226L72 224V220H71V223L70 222L68 223L67 221L65 223V221L62 220V216H59L60 215L59 211H56L55 212ZM194 216H196V217L199 218V219H195L197 221L196 222L194 221L195 223L193 225L195 227H199L200 235L202 234V236H203V237L200 238V240L195 239L196 237L193 238V234L192 233L190 235L188 231H184V228H185L184 227V223L185 222H188V221H191V218H194ZM66 217H67V215H66ZM91 217H92V215H89V218H91ZM98 217H99V215H98ZM228 217H227V219L229 220ZM183 221H184V223H183ZM140 222H141V224L142 223L143 224L141 225ZM62 224H64L63 228H62ZM36 225H38V224H36ZM162 225L163 224H160L159 227H162ZM34 227H36V226H34ZM175 227H174V229H175ZM94 228H96V227H94ZM237 228L239 229L238 226H237ZM81 229H82V227H81ZM77 230H78L79 236H81V233L82 232H81L80 228L79 229L77 228ZM103 232H104V230H102V233ZM241 234L244 235L245 233L242 232ZM246 235H244V236L246 237ZM61 236H60V238H61ZM123 237L125 238L126 241L122 239ZM41 238L43 239L44 237H41ZM46 238H47V236H46ZM100 238H99V240H100ZM37 239H39V238L37 237L36 233L35 232H32V240H33V242L37 241ZM96 240L98 241L97 238L95 239V241ZM0 241H1V238H0ZM6 241H7V239H6ZM90 241H91V239H90ZM20 242L21 241H19V243ZM88 242H89V240L86 239L85 236L83 237V239L81 238V244L83 243V244L86 245V244H88ZM16 243H18L17 240H16V242L14 240V243H10V245H9V241L6 242V243L0 242V254L3 255V256H5V254H4L5 252L9 253L8 255H10V256L7 257V259H9V261H11L10 257L11 256L14 257V255H11V253L9 252V250L6 249V248H8L10 246V249H11V246L15 245ZM23 243H27V242H23ZM93 243H94V240L92 239V245H93ZM260 244H262V246ZM24 245H20L19 247L14 246V247H17L15 250L23 253L24 255L29 256V253L27 251H26L27 253L24 252V249H23ZM84 247L85 246L82 245L81 248H80V250L82 249V252L86 249ZM34 248H36V247H34ZM42 248H44L43 245L40 248H37V250L35 251V255L32 254L33 255V260H31V261L34 262L33 264H35V263L36 264H50L47 261V259L45 257V254L42 252ZM90 248H93V250H94V246L93 247L90 246ZM151 249H150L149 252H151ZM97 252H96V254H98ZM12 254H14V253H12ZM85 254H87V255H85ZM184 254H186L185 257L181 259V257L184 256ZM36 255L38 256V258H37ZM139 255H140V253H139ZM144 255L142 254V256H144ZM168 255L171 256L172 259L169 258ZM259 255H260V253H259ZM190 256H192V255H190ZM67 258H68V256H67ZM186 258H187V260H185ZM5 259H6V257H5ZM71 261L73 262V260H71ZM239 263L240 262H238V264ZM60 264H68V263L67 262H64V260H61L60 261Z\"/></svg>",
  "mask_w": 264,
  "mask_h": 264
}]
</instances>
